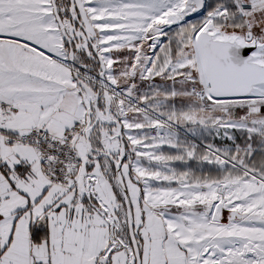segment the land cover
<instances>
[{"label":"snow or ice","instance_id":"6c2138e0","mask_svg":"<svg viewBox=\"0 0 264 264\" xmlns=\"http://www.w3.org/2000/svg\"><path fill=\"white\" fill-rule=\"evenodd\" d=\"M0 264H264V0H0Z\"/></svg>","mask_w":264,"mask_h":264}]
</instances>
